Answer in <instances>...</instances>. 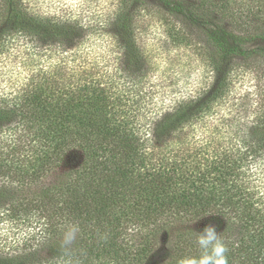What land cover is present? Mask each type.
<instances>
[{"label": "trees", "instance_id": "1", "mask_svg": "<svg viewBox=\"0 0 264 264\" xmlns=\"http://www.w3.org/2000/svg\"><path fill=\"white\" fill-rule=\"evenodd\" d=\"M143 1L198 29L219 59L211 89L166 112L129 80L144 61ZM110 27L121 64L112 45L99 66L91 38L78 41L84 25L0 0V64L20 41L37 49L15 84L0 81V264H179L200 255L209 224L228 264H264V118L241 138L192 128L228 93L238 59L259 62L264 89V0H123Z\"/></svg>", "mask_w": 264, "mask_h": 264}, {"label": "rangeland", "instance_id": "2", "mask_svg": "<svg viewBox=\"0 0 264 264\" xmlns=\"http://www.w3.org/2000/svg\"><path fill=\"white\" fill-rule=\"evenodd\" d=\"M27 1L36 13L62 16L65 20L84 25L87 30L83 31L78 41L91 38L90 54L98 57L99 66L106 64L103 57L113 45V61L116 60L117 66H120L121 63L116 59L121 56L120 49L112 36L110 25L123 0ZM125 3L128 4V1ZM135 23L138 47L144 55V61L139 75L129 80L133 82L136 78L140 91L147 97V103L157 102L154 106H164L160 112H166L182 96L199 98L211 89L215 81L214 66L219 59H216L215 50L198 29L184 27L179 18L152 1H143L136 8ZM179 36L181 39H178ZM35 50L32 42L20 41L6 54V58L1 59V86L13 85L21 78L20 62L28 60ZM254 62L238 59L231 66L229 91L214 104V112H209L208 121L200 118L193 124L197 135L205 132L241 138L252 133L258 120L264 118V89L257 87L258 82L254 78L257 65ZM115 65L113 63L111 68ZM262 158V161L258 160L260 163L257 166L263 177L257 183L264 190Z\"/></svg>", "mask_w": 264, "mask_h": 264}, {"label": "clouds", "instance_id": "3", "mask_svg": "<svg viewBox=\"0 0 264 264\" xmlns=\"http://www.w3.org/2000/svg\"><path fill=\"white\" fill-rule=\"evenodd\" d=\"M78 232V228L70 225L64 233L63 243L71 245ZM197 243L202 250L199 256L184 257L179 264H228L226 253L228 251L225 243L217 233L216 226L206 225L202 232H199Z\"/></svg>", "mask_w": 264, "mask_h": 264}]
</instances>
